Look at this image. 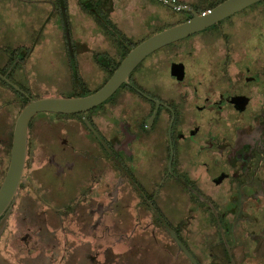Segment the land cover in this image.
Masks as SVG:
<instances>
[{"label": "flooded vegetation", "instance_id": "obj_1", "mask_svg": "<svg viewBox=\"0 0 264 264\" xmlns=\"http://www.w3.org/2000/svg\"><path fill=\"white\" fill-rule=\"evenodd\" d=\"M121 1H85L101 30L78 36L57 67L70 97L225 0ZM51 2L71 40L68 14L83 0ZM32 51L8 48L0 70V98L11 99L0 186L23 102L51 97L15 80ZM179 241L199 264H264V0L153 51L94 108L30 120L22 180L0 216V264H193Z\"/></svg>", "mask_w": 264, "mask_h": 264}, {"label": "rangeland", "instance_id": "obj_2", "mask_svg": "<svg viewBox=\"0 0 264 264\" xmlns=\"http://www.w3.org/2000/svg\"><path fill=\"white\" fill-rule=\"evenodd\" d=\"M85 1L83 0L79 10L71 7L69 11L70 40L65 38L64 34L63 16L60 14L63 10H56L51 0H0V70L4 71L8 48L32 47L33 51L21 66V70L16 73L15 80L26 89H32L33 94L40 97H70L73 86L67 69L56 71L57 67H68V55L72 52V45L78 36L85 39L92 30H101ZM122 2L123 0L117 4L118 7L121 5V9ZM137 21L130 26L127 21L120 19V30L134 39L141 38L145 33L144 26ZM88 79L87 85L91 88L97 86L101 80L99 76ZM9 101V96L0 98L1 124L10 120ZM21 107L20 103L19 110ZM8 129L9 122L0 127V132H6Z\"/></svg>", "mask_w": 264, "mask_h": 264}, {"label": "water", "instance_id": "obj_3", "mask_svg": "<svg viewBox=\"0 0 264 264\" xmlns=\"http://www.w3.org/2000/svg\"><path fill=\"white\" fill-rule=\"evenodd\" d=\"M260 0H225L205 14L166 28L132 48L115 69L108 81L98 90L82 96L41 97L30 99L18 114L13 128L10 162L0 186V216L12 200L26 162L30 120L40 112L75 114L87 111L104 102L127 81L132 70L153 51L196 33ZM174 235V233H173ZM193 264H199L179 241Z\"/></svg>", "mask_w": 264, "mask_h": 264}, {"label": "trees", "instance_id": "obj_4", "mask_svg": "<svg viewBox=\"0 0 264 264\" xmlns=\"http://www.w3.org/2000/svg\"><path fill=\"white\" fill-rule=\"evenodd\" d=\"M24 104H27L28 103V101L27 100H25V102H23Z\"/></svg>", "mask_w": 264, "mask_h": 264}]
</instances>
